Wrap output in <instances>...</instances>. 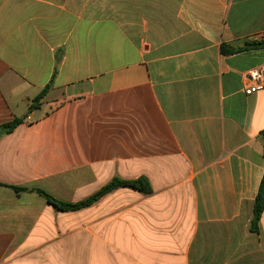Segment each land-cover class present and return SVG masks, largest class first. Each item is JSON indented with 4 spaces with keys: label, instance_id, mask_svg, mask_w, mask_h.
<instances>
[{
    "label": "crops",
    "instance_id": "crops-1",
    "mask_svg": "<svg viewBox=\"0 0 264 264\" xmlns=\"http://www.w3.org/2000/svg\"><path fill=\"white\" fill-rule=\"evenodd\" d=\"M262 40L264 0H0V264H264V48L222 52ZM114 179L152 193L37 192Z\"/></svg>",
    "mask_w": 264,
    "mask_h": 264
},
{
    "label": "trees",
    "instance_id": "trees-1",
    "mask_svg": "<svg viewBox=\"0 0 264 264\" xmlns=\"http://www.w3.org/2000/svg\"><path fill=\"white\" fill-rule=\"evenodd\" d=\"M264 48V40L262 41H252L248 43L245 47L239 48V49H232L228 47L227 45L223 44L222 45V52L223 54H235L239 53L242 51L246 50H253V49H260ZM47 93V89H44L36 98V101L41 100L45 94ZM21 121L20 120H15L12 123L4 125V131L9 132L13 130ZM132 187L134 189H137L138 191L144 193V194H151L152 189L150 187V184L148 180L146 179H138L136 181H121L119 179H114L110 184H108L106 187L101 189L97 194L94 196L90 197L87 200L78 202V203H65V202H60L53 197L49 196L45 192L38 190L37 192L41 194L43 197L46 198L48 203L53 205L57 210L60 211H76L83 209L87 207L88 205L92 204L93 202L97 201L101 196H103L105 193L110 192L114 190L117 187ZM17 191H21L22 189H17ZM264 211V178L261 182V185L259 187L258 193L255 198V203H254V209H253V218L251 221V226L250 230L254 233L258 232V226L259 222L262 216V213Z\"/></svg>",
    "mask_w": 264,
    "mask_h": 264
},
{
    "label": "built area",
    "instance_id": "built-area-1",
    "mask_svg": "<svg viewBox=\"0 0 264 264\" xmlns=\"http://www.w3.org/2000/svg\"><path fill=\"white\" fill-rule=\"evenodd\" d=\"M247 76L251 81H254V84H249L245 88L246 95H251L264 90V67L257 70L255 74H248Z\"/></svg>",
    "mask_w": 264,
    "mask_h": 264
}]
</instances>
